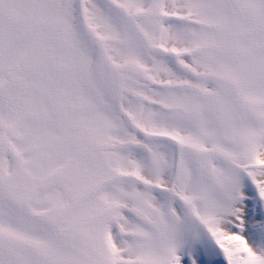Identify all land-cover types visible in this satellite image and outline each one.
Instances as JSON below:
<instances>
[{"label": "snow or ice", "instance_id": "6c2138e0", "mask_svg": "<svg viewBox=\"0 0 264 264\" xmlns=\"http://www.w3.org/2000/svg\"><path fill=\"white\" fill-rule=\"evenodd\" d=\"M0 264H264V0H0Z\"/></svg>", "mask_w": 264, "mask_h": 264}]
</instances>
